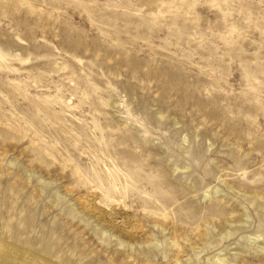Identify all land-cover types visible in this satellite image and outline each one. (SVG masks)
I'll list each match as a JSON object with an SVG mask.
<instances>
[{
    "label": "rangeland",
    "instance_id": "rangeland-1",
    "mask_svg": "<svg viewBox=\"0 0 264 264\" xmlns=\"http://www.w3.org/2000/svg\"><path fill=\"white\" fill-rule=\"evenodd\" d=\"M0 242L264 264V0H0Z\"/></svg>",
    "mask_w": 264,
    "mask_h": 264
},
{
    "label": "bare ground",
    "instance_id": "bare-ground-1",
    "mask_svg": "<svg viewBox=\"0 0 264 264\" xmlns=\"http://www.w3.org/2000/svg\"><path fill=\"white\" fill-rule=\"evenodd\" d=\"M7 245L0 242V253L4 254V256L0 255V263L4 261H11L12 264H51L45 259H42L40 256L27 251H21L18 248ZM5 257H7V259H5ZM221 263L225 264V260H222Z\"/></svg>",
    "mask_w": 264,
    "mask_h": 264
}]
</instances>
